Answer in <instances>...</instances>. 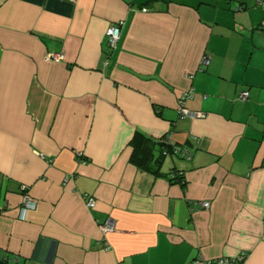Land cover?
I'll return each mask as SVG.
<instances>
[{"label":"crops","instance_id":"obj_1","mask_svg":"<svg viewBox=\"0 0 264 264\" xmlns=\"http://www.w3.org/2000/svg\"><path fill=\"white\" fill-rule=\"evenodd\" d=\"M0 208V261L264 264V0H0Z\"/></svg>","mask_w":264,"mask_h":264},{"label":"built area","instance_id":"obj_2","mask_svg":"<svg viewBox=\"0 0 264 264\" xmlns=\"http://www.w3.org/2000/svg\"><path fill=\"white\" fill-rule=\"evenodd\" d=\"M120 27L119 25H114L112 26L108 31H107V37H108V46L110 48H115L117 45V42L120 38ZM48 59L50 61H54V62H61L62 60H64V56L60 55V54H55V53H51L50 56H48ZM203 65L208 66L210 64L209 59H205L203 60ZM191 96V93H185L183 95V97L180 99L179 101V111H180V115L182 116V118H191V119H203L205 118V115L203 113H199V112H192L189 111L185 104H186V99L189 98ZM250 96V93L248 91H244L241 93L240 95V99L242 101H247L248 98ZM166 143H170L169 140L165 141ZM173 151L176 154H180L183 157H187L188 156V151L187 150H179V149H173ZM164 155H168V152H164ZM25 190V188L23 189ZM24 198H23V207H24V211L27 210H34L37 207V202L32 200L31 197L29 195H26L27 193H24ZM201 208H205V209H209L210 208V203L209 202H200L199 203ZM87 206L89 208H95L96 206V200L93 197L88 198V202H87ZM1 209V208H0ZM102 232L104 234L113 231L114 230V226L111 222H107L105 225L102 226L101 228ZM247 257V254H243L242 256H240L238 258L240 264H243L245 259ZM217 264H229L230 261L227 259H220L216 261Z\"/></svg>","mask_w":264,"mask_h":264},{"label":"trees","instance_id":"obj_3","mask_svg":"<svg viewBox=\"0 0 264 264\" xmlns=\"http://www.w3.org/2000/svg\"><path fill=\"white\" fill-rule=\"evenodd\" d=\"M133 142L135 147L131 156L132 162L139 167H146L149 164L151 171H154V173L156 170L158 171V167L165 158L164 152H168V154L174 152L173 146L170 143H166L165 140H154L142 134H140L139 139H135ZM172 182L183 183L184 178L182 175L173 172ZM0 264H19V262L16 260H5L0 261Z\"/></svg>","mask_w":264,"mask_h":264}]
</instances>
